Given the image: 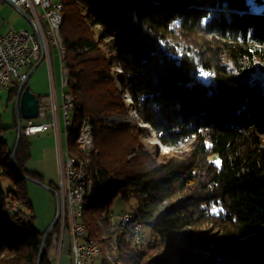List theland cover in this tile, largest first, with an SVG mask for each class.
I'll list each match as a JSON object with an SVG mask.
<instances>
[{"label":"trees","instance_id":"trees-1","mask_svg":"<svg viewBox=\"0 0 264 264\" xmlns=\"http://www.w3.org/2000/svg\"><path fill=\"white\" fill-rule=\"evenodd\" d=\"M58 1L68 73L62 93L72 96L66 152L84 160L76 144L84 120L94 143L80 216L84 238L100 248L92 262L264 264L263 0ZM116 84L149 125L144 130L185 148L151 151L133 123L104 124L102 117L128 113ZM18 88L13 81L9 99ZM13 115L11 126L0 122V264H37L44 231L32 225L28 180L12 163ZM27 137L15 149L17 166L43 181L26 167ZM115 199L126 207L115 212ZM123 211L132 213L125 224L112 216ZM134 222L151 228L143 244L131 240ZM49 241L39 264H51Z\"/></svg>","mask_w":264,"mask_h":264},{"label":"rangeland","instance_id":"rangeland-1","mask_svg":"<svg viewBox=\"0 0 264 264\" xmlns=\"http://www.w3.org/2000/svg\"><path fill=\"white\" fill-rule=\"evenodd\" d=\"M253 1V0H251ZM4 4V3H3ZM260 5H264V0L260 3ZM63 7V6H62ZM10 11H12V14L14 15V17H16L18 19V21H14V20H10L7 19L6 16L4 15V21L6 26H14V28H25L26 30H32L31 25L26 22L23 18H21L19 16V14H17V12H15V10H13L12 8H10ZM63 12V10H62ZM63 21V19H62ZM62 24V22H61ZM96 27V26H95ZM13 28V27H12ZM61 28V25H60ZM60 28H59V35L57 38V43L59 41V44H48V48H45V56L47 55L48 51L50 49H52V54H51V58H52V69L49 67V64L47 62V57H45L35 68L34 73L30 76V78L28 79V84L31 88V90L37 94H45V95H51V87L53 85L54 90H55V94L57 93L58 95V99L56 100V103H58L57 105L59 106L62 103V100L60 99L61 97L63 98V94H67L68 93H62V89L61 86L65 85L67 83V69L66 67L64 68L65 74L63 78L61 79L60 77V63L62 58H65V47L63 45L62 42V37L60 34ZM41 36V35H40ZM206 39H210L211 38V34H207ZM189 42H193L196 43L197 40H200L198 36H195L193 40H191V38ZM57 45L59 46V48L57 47ZM58 49H57V48ZM102 49L104 51V55L105 57H107L109 59V68L111 69V72L114 74V77H118V73L120 72V69L118 66L111 64V48L110 46H102ZM58 50V51H57ZM34 65V64H33ZM32 65V66H33ZM31 66V67H32ZM30 67V68H31ZM53 70V71H52ZM52 74V78H54V81L51 82V75ZM63 82V85H62ZM117 82V81H116ZM12 84V83H11ZM11 84L9 86V88L11 87ZM117 88L119 90L120 93V98L121 100H123L125 102V105L127 106V110L128 113L124 114V115H117V114H113L111 116L108 117H102V122L106 125L112 124L113 122H119V121H127L130 123H133L134 125H136V127L138 128V131L140 133H143V135H141L140 141L143 144V146H145L147 149L149 150H154L155 146L156 149L155 151L160 152V153H170V152H175L176 149H184L185 145H181L178 146L177 148L171 147V146H166L162 143H160L158 140L154 139L150 133L147 130L144 129H149V125L142 122V120L137 116V113L134 112L133 108L129 107V103H130V98L128 97V95L125 93L124 90L121 89L120 85L116 84ZM9 88H4L1 91L0 94V122L6 126L9 125L11 126L12 124H14V115H13V110H14V102L15 99H9ZM61 95V97H60ZM70 98H68L67 100H69ZM72 99V96H71ZM60 102V104H59ZM72 109V106H71ZM70 109V111H71ZM51 110H47L46 112V116L42 117L43 119H47L48 121H53V117L51 116L52 113H50ZM59 112V120H60V125H63V129L64 126L69 125L70 122V117L68 116V124L65 125L64 123V112H62V110L59 108L58 110ZM69 115V114H68ZM38 117H39V110H38ZM35 118L33 119L34 121H39V118ZM88 122V120H84L83 124H86ZM26 123V119L23 120V124L25 125ZM88 124V123H87ZM82 125L80 127H82ZM87 128L89 129L88 133L91 137V146H92V151H94V146H93V138H92V133H91V126H87ZM80 130V129H79ZM16 127L14 128H10L7 129L6 131V136H7V140L12 141L14 136L16 135ZM64 132V130H63ZM65 133V132H64ZM62 133V135L64 134ZM80 132H78L79 135ZM78 135H77V139H78ZM55 135H54V131L52 128H50L49 130H46L44 132H40V133H35V134H30L27 137V142H28V146H29V157L27 159L26 162V167L32 171H35L39 174H41L43 177V181L45 184H49L50 182H52V184H54L53 187L54 189L57 190V192L59 193L60 189V174H59V156L57 155V151H56V140H55ZM76 139V144H77V149L80 153H82V151H80L79 149V143L77 142ZM63 142H65V136H63ZM66 146V145H65ZM137 149V147H135ZM85 154L84 153V160H88L89 163V155L91 154ZM67 153V152H66ZM63 154L65 155V151H63ZM69 154V153H67ZM70 155H73L72 153H70ZM73 157L77 158L75 155H73ZM16 159V158H15ZM63 164V161L61 162ZM75 172V170H73ZM79 173V179H81L82 173L84 175V179H87L85 177V172L83 171L82 173L80 172H76ZM69 177L70 181H73L74 178ZM89 178V177H88ZM42 181V182H43ZM51 186V185H49ZM79 186H83V188L85 187V194L82 198V201H84L85 197L88 195L89 189L91 187V181L90 179H87L86 183L83 182H79L76 186H71V185H67L68 188H70V190H68V193H70L71 195L73 194H80L81 195V191L79 190ZM52 187V186H51ZM27 193H28V198L30 203L32 204V209H33V213H34V217L32 218V225L37 229V230H45L47 228V226L51 223L54 214H55V210H56V200H55V196L54 194L47 188L38 185L32 181H28L27 182ZM64 194L65 197H67V193L65 192ZM75 198H77L76 195H73ZM16 204H12V207H15ZM126 207L125 203H123L122 201H120L119 199H115L113 201V208L115 212L120 211L121 209H124ZM54 212V213H53ZM118 215V214H117ZM116 215V216H117ZM113 219L116 220V216L112 215ZM118 220V219H117ZM55 225L57 226L56 230L54 231V227ZM55 225L50 229L49 231V236H50V241H49V245L47 248V252L49 250L50 255H59L60 252L62 251V249H64V245L67 241L68 243V237L67 234L63 231L62 233V243L60 245L59 250L57 249V251L55 250V248L58 246L54 244V239L58 240L59 237V231H60V220L57 219V222L55 223ZM64 228H66V224H62ZM142 230L145 233L146 236H148L149 234H151V228L148 226H142ZM85 232V231H84ZM84 238V235H83ZM67 239V240H66ZM85 239V238H84ZM86 240V239H85ZM69 247V245H68ZM65 254V253H64ZM69 254H70V247H69ZM51 264H54L51 263ZM91 264H99L98 263V258H95L93 260V262H91Z\"/></svg>","mask_w":264,"mask_h":264},{"label":"built area","instance_id":"built-area-1","mask_svg":"<svg viewBox=\"0 0 264 264\" xmlns=\"http://www.w3.org/2000/svg\"><path fill=\"white\" fill-rule=\"evenodd\" d=\"M19 7L26 10L32 17L37 29L41 35L42 47H40L32 30H26L23 28H11L6 32H0V94L4 88H8L13 81L20 82L29 71L30 67L37 61H40V54L42 53L41 61L47 57L50 59V49L45 56V48H48V44L57 43V36L54 29L55 11L58 6L54 4L53 0H12ZM53 44V45H54ZM59 48V46L57 45ZM56 47V48H57ZM57 48V49H58ZM40 61V62H41ZM39 62V63H40ZM61 74L62 67H61ZM64 75H62L63 78ZM63 85V82H62ZM62 103L58 106L56 103L57 96L55 92H52L49 96H41L39 99L38 110L39 117H45L47 110H51L53 121H44L36 123L32 119H28L24 128L21 129V133L30 135L37 132H42L49 128L59 130V108L64 112V123L66 125V113L69 111L68 96L63 94ZM89 131L82 130L79 147L83 153V140L84 132ZM59 156V174H60V213L58 219L60 220V231L58 240L54 239L55 246L58 245L55 250H59L62 243L63 231L67 234L68 245L70 247V264H91L92 259L95 257V251L89 245L87 240H81V235L77 223L75 222L74 208L76 198L68 190L70 188L67 185L76 186L80 182L79 173H69L67 158L63 154L61 148L58 151ZM63 161V164L61 163ZM77 172H80L78 169ZM74 178L73 181L69 180V177ZM67 193V197H65ZM128 213L120 212L116 218L123 224V217ZM66 224V228L62 224ZM141 223H137L136 238L132 239V242L137 244V239L142 238L140 234ZM67 240V239H66ZM47 257L50 259L51 255L47 253Z\"/></svg>","mask_w":264,"mask_h":264},{"label":"water","instance_id":"water-1","mask_svg":"<svg viewBox=\"0 0 264 264\" xmlns=\"http://www.w3.org/2000/svg\"><path fill=\"white\" fill-rule=\"evenodd\" d=\"M6 1L11 7H13L19 14H21L27 22L31 25L32 31L40 45L42 47V39L40 36V33L37 29V26L35 25L32 17L29 15V13L24 10L23 8L19 7L17 4H15L12 0H4ZM42 53L40 54V61L42 59ZM40 61H37L34 63V65L29 69L27 72L26 76L19 82V89H18V96L15 101L14 109H15V116H16V123H17V134H16V139L11 155L12 163L15 168V170L26 180L32 181L38 185H41L47 189H49L55 196L56 200V210L54 217L51 221V223L47 226V228L44 230L41 243H40V248H39V254H38V261L37 264H39L43 248L46 244V240L49 234L50 229L55 225L57 222V219L59 217L60 213V194L57 192L56 189L53 187L49 186L48 184H45L44 182L33 178L23 172H21L17 166V162L15 159V149L17 148L20 140V135L21 133V126H20V117L24 119H35L38 117V97L37 95L31 90L30 86L26 84L27 79L30 77L36 66L39 64Z\"/></svg>","mask_w":264,"mask_h":264},{"label":"bare ground","instance_id":"bare-ground-1","mask_svg":"<svg viewBox=\"0 0 264 264\" xmlns=\"http://www.w3.org/2000/svg\"><path fill=\"white\" fill-rule=\"evenodd\" d=\"M53 1H54V4H56L58 6L57 11H55V22H54V29H55V32H56V36L58 38L59 28H60V25H61V22H62V19H63V12H62L63 7H62V4H61L60 1H58V0H53ZM64 68L65 67L62 65L63 74H65ZM198 74L199 75H203V74H205V71L203 69H199V73ZM67 96H68V98H70L68 100L69 111H70L71 106H72V99H71V95L69 93H68ZM69 111L66 113V124H68L67 120H68ZM84 126H85V129H88L87 126H89V125L83 124L82 127H80V130H79L80 133H79L78 139H77L78 143H80V138H81V134H82V130H83ZM89 133H88V131L84 132V140H83L84 150H83V154L84 153L88 154L92 150L91 137H90ZM79 149L81 151L80 147H79ZM65 156L67 158V164H69L68 165V172L69 173H76L78 171V169H80V171L82 173L85 170L84 167H85L86 164H88V160H78L75 157H73V155L67 154L66 151H65ZM73 170H75V172ZM80 182H83V183L87 182V179H84L83 173H82ZM79 190L81 191V195L80 194L79 195L76 194L77 198L75 200L74 215H75V222L77 223V227L79 228V231H80L81 240H85L83 238L85 227H84V224L80 221L81 208H82V204H83L82 198H83V196L85 194V192H84L85 187L83 188V186H79ZM122 213H128L125 217H123V224L128 223L130 221V219L132 218V213H130L128 211H123ZM137 223H139V222H134L133 225H132L131 240L136 238V229L135 228H137ZM140 234L142 235V238H138L137 239V244H143L145 242V237H144V232L142 230V227H140ZM87 241H88L89 245L91 246V248L94 249L95 256H97L99 254V252H100V248H99L98 244L95 243L93 240H87Z\"/></svg>","mask_w":264,"mask_h":264},{"label":"crops","instance_id":"crops-1","mask_svg":"<svg viewBox=\"0 0 264 264\" xmlns=\"http://www.w3.org/2000/svg\"><path fill=\"white\" fill-rule=\"evenodd\" d=\"M4 3V4H3ZM10 8H12L13 10H15L13 7H11L6 1H4V0H0V32H6L7 30H9V29H11L12 27L14 28V26H6V24H5V21L3 20L4 19V15L6 16V18L7 19H12V20H14V21H18V19L16 18V17H14V15L12 14V11H10ZM15 12H17L16 10H15ZM17 14H19L18 12H17ZM19 16L21 17V18H23L26 22H27V20L21 15V14H19ZM23 29H25V28H23ZM58 51V50H57ZM51 54H52V50H51ZM47 62H48V64H49V67L52 69V58L50 57V59H47ZM61 67H62V64L60 63V66H59V69H60V77H61V79H62V74H61ZM34 71H35V69H34ZM34 71L32 72V74L34 73ZM53 71V70H52ZM31 74V75H32ZM30 75V76H31ZM51 75V82H53L54 81V78H52V74H50ZM30 78V77H29ZM28 78V79H29ZM28 79H27V81H28ZM27 84V83H26ZM29 85V84H28ZM9 88V87H8ZM19 89V88H18ZM61 89H62V86H61ZM52 92H55V90H54V87H53V85H52V87H51V92L50 93H52ZM35 93V92H34ZM36 95H37V93H35ZM61 94H62V92H61ZM17 96H18V92H17ZM42 96H48V95H45V94H42ZM56 96H57V99H58V95H57V93H56ZM60 97H61V95H60ZM17 98V97H16ZM39 99L40 98H38V101H39ZM61 99V98H60ZM15 101H16V99H15ZM58 104V103H57ZM59 104H60V102H59ZM14 105H15V102H14ZM14 111H15V109H14ZM16 117V116H15ZM21 118V117H20ZM39 118V117H38ZM22 119H24V118H22ZM25 120V119H24ZM27 120L28 119H26V122H27ZM33 120V119H32ZM34 121V120H33ZM44 121H47V119H43V118H39V121H34V122H36V123H39V122H44ZM26 124V123H25ZM59 125H60V120H59ZM20 126H21V123H20ZM50 129V128H49ZM49 129H47V130H49ZM53 129V131H54V135H55V140H56V151H57V155H58V151H59V149L61 148V150L62 151H66V146H65V144H66V139H65V142H63V136H65V133L63 132V125L61 126L60 125V127H59V130L58 131H56V129H54V128H52ZM44 131H46V130H44ZM44 131H42V132H44ZM41 132V133H42ZM37 133H40V132H37ZM62 133H64L63 135H62ZM33 134H35V133H33ZM43 177V176H42ZM42 180H43V178H42ZM44 182V181H43ZM50 185H54V184H52V182H50L49 183ZM55 187V186H54ZM54 213V212H53ZM65 253V254H64ZM46 256H47V254H46ZM47 259L51 262V263H53L54 262V264H70V254H69V247H68V243H67V241H66V243H65V245H64V249H62V251L60 252V254L59 255H51V258L49 259L48 257H47Z\"/></svg>","mask_w":264,"mask_h":264},{"label":"snow or ice","instance_id":"snow-or-ice-1","mask_svg":"<svg viewBox=\"0 0 264 264\" xmlns=\"http://www.w3.org/2000/svg\"><path fill=\"white\" fill-rule=\"evenodd\" d=\"M216 163L219 164V161H217Z\"/></svg>","mask_w":264,"mask_h":264}]
</instances>
